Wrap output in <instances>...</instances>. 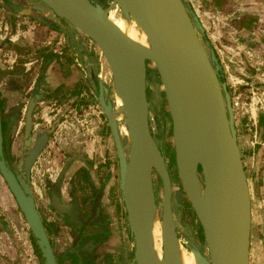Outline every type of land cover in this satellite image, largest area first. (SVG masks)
Instances as JSON below:
<instances>
[{
    "label": "water",
    "instance_id": "obj_1",
    "mask_svg": "<svg viewBox=\"0 0 264 264\" xmlns=\"http://www.w3.org/2000/svg\"><path fill=\"white\" fill-rule=\"evenodd\" d=\"M25 4L31 6L28 12H50L79 31L96 46L108 68L113 101L107 97L108 88L98 80L97 103L116 152L119 187L134 243L133 263L181 264L173 201L180 204L185 198L206 246L202 252L187 242L194 263L250 264L252 194L238 144L232 99L187 0H110L106 6L94 0H26ZM115 8L142 30L148 47L130 40L109 20L108 14ZM149 64L159 79L171 122L179 182V190L174 192L169 166L150 127ZM114 95L122 101L118 111ZM37 100L30 99L26 108L24 148L31 145ZM117 113L123 115L127 142L120 136ZM1 123L0 110V175L35 239L43 264H57L29 188L30 171L48 136L42 134L26 151L23 178L6 165ZM154 176L162 187L160 216ZM52 206L63 211L56 196ZM156 218L162 230L160 260L153 250Z\"/></svg>",
    "mask_w": 264,
    "mask_h": 264
},
{
    "label": "crops",
    "instance_id": "obj_2",
    "mask_svg": "<svg viewBox=\"0 0 264 264\" xmlns=\"http://www.w3.org/2000/svg\"><path fill=\"white\" fill-rule=\"evenodd\" d=\"M14 1L25 4L23 0ZM187 4L221 74L227 81L235 80L236 84L244 86L250 95L248 106L244 109L254 129V144L259 146V151L254 155L258 158V181L251 195L249 260L250 264H264V0H187ZM39 15L40 21L22 18L23 21L21 19L15 29L5 26L7 31L0 33V41L6 39L11 43H20L17 48L26 54L23 56L16 51H8L7 42L0 45L3 97L7 94L17 96L14 89L33 87V95L38 96L37 104L41 110L48 111L49 103L62 102L56 108L57 112L63 110L64 119L52 132L42 159L34 170V179L43 174L39 167L46 160L45 156L53 152L75 155L78 160L90 163H99L103 155H111L105 141L107 127L101 118L102 109L101 113L94 106L79 105L76 96L68 99L80 79L76 77L79 70L77 64L83 67L84 52L93 55L90 41L66 22L55 19L50 12ZM17 60L21 68H18ZM26 80L27 84H24ZM48 97L50 100L46 101ZM76 112L81 115L80 124L74 123ZM90 112H93L92 117ZM0 194V264H41L32 239L25 225L23 227L24 223L21 224L22 219L1 187V182ZM3 210H10L12 215L7 212L6 215Z\"/></svg>",
    "mask_w": 264,
    "mask_h": 264
},
{
    "label": "flooded vegetation",
    "instance_id": "obj_3",
    "mask_svg": "<svg viewBox=\"0 0 264 264\" xmlns=\"http://www.w3.org/2000/svg\"><path fill=\"white\" fill-rule=\"evenodd\" d=\"M26 0H23L25 3ZM97 2V1H96ZM0 4L4 8L3 10L5 13H8V19L11 21L16 22L22 18H29V21L39 20L38 17H41L35 10L30 9V5L28 4H19L14 0H0ZM52 15V14H51ZM53 17H55L53 15ZM55 19H58L55 17ZM19 20V21H20ZM40 21V20H39ZM15 25V24H14ZM18 25V24H17ZM43 25H45L43 23ZM5 26L9 28L16 27L11 25H4L0 26V33L7 31L5 30ZM13 29V30H14ZM12 32V31H11ZM7 42V50L8 51H16L18 54L25 56L26 54L20 51L21 49L17 48L20 47V43H11L8 42L6 39L0 41V45L3 46V43ZM14 52V53H16ZM20 55V56H21ZM20 59V58H19ZM18 59V60H19ZM17 60V64L19 63ZM21 63V62H20ZM18 68H21L20 64L17 65ZM16 66V68H17ZM78 67L77 64V69ZM15 69V68H14ZM20 70V69H19ZM18 71V70H17ZM14 72V71H13ZM223 75L221 74V79ZM24 84H27V80L24 81ZM81 87L76 83V85L70 91V97L74 98L76 96V101L80 100L82 96V92L80 91ZM2 87H0V110L2 116V135H3V157L6 162V165L12 172H17L23 178H25L23 173V159L26 156V151L32 147L33 143L37 138H39L42 134H47L48 139L46 141V145L44 149L39 154V157L35 161L30 171V183L29 188L34 199L36 209L39 212L43 225L45 227L47 236L49 238L51 247L53 249L57 264H136L133 263L134 257V243L133 239L130 235L129 225L128 226V233L129 237L132 240V248L133 254L131 256L130 261L126 262V257L128 254L124 252V244L116 237L113 233V224L115 223L113 219H110L108 214H105V210L107 211L110 206V202L107 198L106 191L108 189V184H100L99 182H95L93 179V174L95 170L98 169V166L95 167L94 162L85 161L82 162L75 157L70 164H66V167L58 173L57 177L54 179H45L44 184H40L42 187L37 188L34 184V170L37 167L38 162L42 159V154L44 153L47 144L51 138L52 132H48L47 130H37L39 128L36 126V113L39 112L41 115L40 119L45 121L44 114L48 113L47 109H40L38 107L39 102H36L33 114H32V131H31V145L27 148H24V123L26 117V108L27 105L32 98L38 99L37 95H33V87L32 88H17L14 89L13 92L19 96L18 99L12 104V107L9 109L8 112H3V104H4V92L1 91ZM25 91H27L25 93ZM20 94V95H19ZM60 97V96H58ZM59 99V98H56ZM50 100V97L46 99V101ZM56 101V100H54ZM62 103V102H61ZM61 103H49L48 107L51 108V112H57L58 109L56 108L57 104L61 105ZM23 105V106H22ZM52 105V106H51ZM75 105V104H74ZM76 106V105H75ZM79 108V107H78ZM48 109V110H49ZM25 110V115L23 118V125L21 128L22 133V143H21V157H14L13 154H9L10 152V145L11 140L13 138V131L15 127V123L18 122V117L20 114ZM15 112L12 117L7 116L11 112ZM79 112V110H76ZM75 113L73 120L75 124H80L81 121L79 117L81 115ZM60 118H64L63 110L57 112ZM60 114H62L60 116ZM5 117L7 120H5ZM58 117V118H59ZM9 122V126L7 125ZM63 121V120H62ZM19 123V122H18ZM60 125V124H59ZM58 125V126H59ZM19 125V127H21ZM57 126V128H58ZM46 126H40V128ZM53 126L50 125V128ZM56 128V126H54ZM55 130H53L54 132ZM12 155V156H11ZM85 163V164H83ZM82 164V165H81ZM100 164V162H99ZM95 167V168H94ZM42 168L43 174L48 175L47 178L50 177L49 175V166L46 160L43 162V165L39 167ZM69 174V176L67 175ZM110 173L107 172L106 179H110ZM5 184L9 195L12 198L13 203L17 209L18 214L21 216L23 222L25 223L26 229L32 239V245L34 247L35 253L40 260V263L43 264V260L41 258L40 252L36 246L35 239L33 238L30 230L28 229L26 222L22 213L20 212L14 197L12 196L8 186L4 182L2 176L0 175V182ZM67 181V185L65 182ZM56 196L63 205L62 210L56 209L52 206V197ZM125 210V208H124ZM10 211V210H9ZM9 211L7 212L4 210L5 214L7 213L10 215ZM7 212V213H6ZM126 216V211H125ZM127 221V216H126ZM69 239L70 243L67 244L66 240ZM58 243H57V242ZM57 243V245H56Z\"/></svg>",
    "mask_w": 264,
    "mask_h": 264
},
{
    "label": "rangeland",
    "instance_id": "obj_4",
    "mask_svg": "<svg viewBox=\"0 0 264 264\" xmlns=\"http://www.w3.org/2000/svg\"><path fill=\"white\" fill-rule=\"evenodd\" d=\"M94 1L102 3L103 6H106L107 3L110 2V0H94ZM3 9L4 8L0 4V26L2 27L4 25L9 24L11 25V27L15 25L17 27V24H20L19 23L20 19L18 21L16 20V22L14 23V21L8 19L7 17L8 14H6ZM89 43L91 45L89 46L91 49L90 51L91 53H93V55H91L90 52L88 51L84 52L83 67L80 66L79 70L77 69L78 72L75 70L77 73L75 71L72 72V73H76L77 79L78 76L80 77V79L77 80V84L81 87L80 91L83 94V97L81 98L83 102L81 103L79 102V100H77V103L78 104L80 103L79 105L88 104L94 106L98 112H101V109L97 103L96 82L98 80H101L103 82L104 86L108 88V94H107L108 99L113 101L111 77L108 75L109 72L106 65L104 67V70L102 68V64L100 60L101 58L99 56V52L96 46L91 42ZM31 54L32 52L29 55ZM222 81L226 84L228 92L232 99L238 144L242 154V160L246 169V174L250 186V193L253 194L258 181V172H257L258 158H254V155H257L259 151V146H257V144H254V140H255L254 129L250 126L251 122L249 121L248 115L245 113V109H244L246 106H248L250 95L248 90H245L244 86H240L239 84H236L235 80L227 81V79L223 75ZM147 95H148L149 110H150L151 132L152 135H154V137L156 138V141L160 144L161 150L166 158L167 165L169 166L172 188L174 192L176 190H179V182L174 168L173 143L171 139V122L167 111L162 88L154 68L151 69L148 68L147 71ZM18 97L19 96H15V97L10 96V94L4 96L3 112L5 113L8 112L9 109L12 107L11 103L12 102L14 103L18 99ZM68 99H71V97H68ZM38 114L40 113L39 112L36 113V118H37L36 126L39 127L37 128V130H41V131L47 130L50 133L53 132V130H56L57 126L61 124L62 120L64 119V118H60L57 112H51V108L48 110V113L46 115L44 114L45 121L41 120L40 119L41 115ZM92 114L93 112H90L89 116H91ZM24 115H25V110H23V112L18 117L19 123L18 122L15 123L13 138L11 140L10 152H9V154H13L14 157H18V158L21 157V151H20L21 143H22L21 125H23L22 120L24 118ZM61 115L62 114H60V116ZM101 118L107 127V123L103 114L101 115ZM19 125L21 127H19ZM50 125H52L53 127L50 128ZM40 126H46V127L40 128ZM54 126H56V128H54ZM105 133H106L105 134L106 145L108 146L109 149L108 152H110L111 155H103L99 161L100 164L98 163V161L97 163L94 162L96 166H98V169L95 170L93 174V179L96 183L99 182L100 184L102 183L108 184L106 188L108 190L106 191V193H107V198L110 202V206L107 211L105 210V214H108L110 216V219H113L115 222L112 227L113 233L119 239L121 238V241L124 244L123 250L126 254H128L126 257V262L128 263L133 254V248H132L133 244L128 233L129 231L125 216V210H124L122 195L119 187L118 163H117L116 152L113 146V142L108 127ZM54 151H56V149ZM74 157L75 155H64V154L62 155V153L60 152H56V153L53 152L50 155H46L45 159L47 160L49 166L50 177L47 178L48 175L46 174L45 175L41 174L36 176L34 180V184L37 186V188L42 187L40 184H44L45 179L55 180L58 173L63 169V167H65L66 164L69 165L70 162L73 161ZM107 172L111 174L110 179H106ZM67 175L69 176V174ZM65 184L67 185V181L65 182ZM1 187H3L5 193L9 195L8 190L5 184L3 183V181L1 182ZM153 187H154L156 202L158 205V216H160L162 187H161V182L157 176H154ZM0 197H2L1 194ZM9 197L12 200L10 195ZM173 212L176 220V231L182 246L189 251V247L187 245V242L189 241L193 243L200 251L205 252L206 246L200 226L194 216L192 209L190 208L185 198L182 199L180 204H176L173 201ZM19 217L21 216L19 215ZM23 223H24L23 220H21V224ZM24 225L25 223L23 224V227ZM24 228L27 231L26 226ZM66 243L67 244L70 243L69 239L66 240Z\"/></svg>",
    "mask_w": 264,
    "mask_h": 264
},
{
    "label": "bare ground",
    "instance_id": "obj_5",
    "mask_svg": "<svg viewBox=\"0 0 264 264\" xmlns=\"http://www.w3.org/2000/svg\"><path fill=\"white\" fill-rule=\"evenodd\" d=\"M108 18L130 40H132L139 46L148 47L146 36L142 32V30L133 21H126L120 14L118 8H115L112 11H110L108 14ZM100 58H101L100 60H101L102 68L104 70L105 61L103 60L101 55ZM148 67L151 69L153 65L149 64ZM108 75L110 76V73ZM121 105H122L121 99L118 97V95H114V106L117 109L116 111H118ZM115 118L119 127L120 136L125 142H127V130L123 124V120H124L123 115L117 113ZM152 238H153V250L157 258L160 260L162 258V230H161V223L158 218L154 220V224L152 228ZM180 262L181 264H195L192 254L185 247H183L181 243H180Z\"/></svg>",
    "mask_w": 264,
    "mask_h": 264
},
{
    "label": "trees",
    "instance_id": "obj_6",
    "mask_svg": "<svg viewBox=\"0 0 264 264\" xmlns=\"http://www.w3.org/2000/svg\"><path fill=\"white\" fill-rule=\"evenodd\" d=\"M6 123H7L8 127H10V126H9V124H10V123H9V122H7V121H6Z\"/></svg>",
    "mask_w": 264,
    "mask_h": 264
}]
</instances>
